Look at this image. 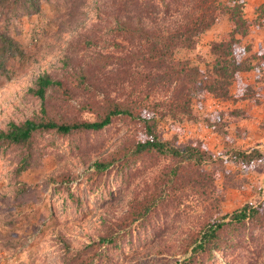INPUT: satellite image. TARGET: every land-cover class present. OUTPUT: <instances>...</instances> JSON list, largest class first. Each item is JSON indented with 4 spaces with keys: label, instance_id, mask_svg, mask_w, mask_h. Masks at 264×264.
<instances>
[{
    "label": "trees",
    "instance_id": "16d2710c",
    "mask_svg": "<svg viewBox=\"0 0 264 264\" xmlns=\"http://www.w3.org/2000/svg\"><path fill=\"white\" fill-rule=\"evenodd\" d=\"M43 1L47 0H0V78L9 79L18 75L20 66L23 67L35 52L36 48L26 49L14 27L21 18L40 14V3ZM75 1L76 7L82 4L80 0ZM92 1L96 22L103 27L107 25V33L116 34L126 42L124 45L130 46L125 57L118 58L119 74L128 82L130 94H123L125 88L122 85L116 97H109L102 91L101 99L96 103H85L79 107L80 111L92 112L95 115L93 120L59 123L51 116L53 113H50L47 103L54 99L51 97L52 91L62 93L64 100L70 98L72 91L47 73L39 75L28 89L29 94L39 101L33 115L19 121L11 119L0 126V157L9 159L12 166L9 184L6 185L12 207H22L24 203L23 197L29 189L19 178L27 170L41 165L44 156L42 141L47 134L65 137L77 132H100L115 118H120L132 125L131 141L113 148L109 151V157L95 160L91 175H103L114 166L118 173V170H128L145 159L153 160L155 166L144 174V187L132 191L125 215L111 223L107 234L96 242V246L88 247L90 251L84 257L81 251L75 252L76 256H71L73 260L68 259L66 250L62 257L63 264H116V261L127 260V251L138 246L146 235L151 239L162 235L164 220L170 214L179 216L176 210L183 198L195 195L191 207L217 209L221 193L212 183L218 163L223 168L226 162L231 161L239 173L245 174L256 161L263 158L260 149L246 151L227 145L224 153L228 159L224 160L200 143L179 144L164 139L158 131L161 122L171 125L182 119L196 120L192 105L200 101L204 94L234 103L251 100L255 87L244 83L242 75L260 74L264 70V53L263 50L254 52L246 41L255 23L245 17L244 0ZM221 18L227 21L229 29L208 44L211 59L195 57L203 68L190 58L177 56L180 51H195L200 37ZM79 37L77 48L83 49H97L99 40H102V34L95 37L80 34ZM109 45L126 48L120 42ZM111 58L101 53L93 54L90 66L85 65L91 70L89 73L78 67L79 63L73 67L72 75L80 81L78 86L84 85L86 92L97 91L95 94L103 90L100 89L102 82H105V88L109 87L108 80L105 81L108 72L102 64H107V61L109 64ZM60 63L68 66L67 58ZM93 78L92 84L90 81ZM256 81H264V78L260 75ZM111 82L113 86L118 85V75ZM222 117L213 115L211 119H206V124L214 132L221 130L223 137L227 138ZM227 172L225 175L229 177ZM53 182H68V179L58 178ZM67 191L70 193L69 188ZM214 192L216 194L213 196ZM69 196L74 198L71 193ZM12 215L7 214L9 221L5 225L12 226ZM203 221L188 231V241L181 246L180 254L186 256L189 252V256L180 264H212L213 251L228 248L227 254H230L235 236L244 235L246 229L250 233L260 228L263 230L264 199L256 206L245 204L220 219L213 217ZM117 228L127 230L119 235ZM134 229L136 236H139L136 244L132 235ZM147 229L150 232L146 234ZM0 238L1 247L14 246V239ZM60 241L63 242L64 238ZM164 252L165 249L158 251L159 254ZM228 262L233 264L232 261Z\"/></svg>",
    "mask_w": 264,
    "mask_h": 264
},
{
    "label": "rangeland",
    "instance_id": "374dc122",
    "mask_svg": "<svg viewBox=\"0 0 264 264\" xmlns=\"http://www.w3.org/2000/svg\"><path fill=\"white\" fill-rule=\"evenodd\" d=\"M80 2L82 4L76 7L75 0L43 1L40 3V14L21 18L17 27H14L17 36L27 46L26 49L36 50L27 63L20 66L18 75L9 79L0 78V126L8 120L19 121L33 115L39 101L29 94L28 89L42 73L59 79L72 91L68 100H64L59 91H52L51 97L54 99L47 103L50 113H53L51 116L59 123L93 120L95 115L92 112L80 111L79 107L85 103H96L101 99L102 91L109 97H116L122 85L125 88L123 94H130L128 82L119 74L118 60L119 57H125L130 46L124 45L126 42L116 34L107 33V25L104 28L96 22L92 0ZM244 2L245 17L255 23L246 41L251 44L254 52L263 50L264 53V0ZM228 29L227 21L221 18L210 31L200 37L195 51H180L177 56L190 58L203 68V64L197 62L195 57L202 56L210 60L208 44ZM80 34L94 37L102 34L99 47L77 48ZM111 42H120L126 48L112 47L109 45ZM99 53L112 58L109 64L108 61L107 64H102L108 72L105 81L108 80L109 87L106 89L105 82H102L100 89L103 90H100V94H95L97 91L86 92L83 90L84 85L78 86L80 81L72 73L73 67L78 63V67L89 73L91 70L87 67L90 66L91 58L93 54ZM65 58L68 66L60 63ZM116 75L120 82L113 86L111 80ZM260 75L264 78V70L260 74L242 75L244 83L255 87L251 100L234 103L231 100H216L204 94L200 101L192 105V114L197 121L182 119L171 125L161 122L158 131L164 139L179 144L200 143L224 160L228 159L224 153L227 145L246 151L260 149L262 160L256 161L245 174L239 173L231 161L223 165L224 169L218 163L212 183L221 193L216 210L193 205L191 207L195 195L183 198L176 210L179 216L170 214L164 220L162 235L152 239L146 235L138 246L132 247L134 250L127 251V260L116 261V264H174L176 261L180 264L189 256V252L186 256L180 254L181 246L188 241L186 237L189 230L201 225L204 219H220L245 204L256 206L264 199V81H256V77L259 78ZM93 80L94 78L90 83L93 84ZM213 115H223L222 119L226 124L223 128H226L227 138L223 137L221 130L214 132L207 126L206 119H211ZM132 129L127 121L115 118L100 132H77L65 137L45 135L41 165L27 170L19 178L29 189L23 197L22 207H12L9 190L6 189L12 168L11 161L0 157V237L15 240L12 241L13 247L0 246V264H63L62 257L66 250L68 259L73 260L71 256L75 257V252L81 251L84 257L90 251L88 247L96 246V242L107 234L111 223L125 215L127 203L132 199V191H139L144 187V174L155 166L153 160L145 159L128 170H118V173L114 166L103 175H91L95 160L109 157V151L113 148L131 141ZM226 171L229 177L225 175ZM58 178H67L68 182H53ZM67 188L74 196L73 199ZM215 194L216 192L213 196ZM8 213L13 214L10 218L12 226L5 225L9 221ZM125 230L117 228L116 232L121 235ZM149 232L147 229L146 234ZM136 234L134 229V244L139 238ZM61 238H64L63 242L60 241ZM231 245L230 254H227L228 248L213 251L212 264H229L228 261L233 264H264V226L263 230L260 228L251 233L246 229L244 235L234 237ZM159 249H165L166 252L159 254Z\"/></svg>",
    "mask_w": 264,
    "mask_h": 264
},
{
    "label": "crops",
    "instance_id": "0c3cea01",
    "mask_svg": "<svg viewBox=\"0 0 264 264\" xmlns=\"http://www.w3.org/2000/svg\"><path fill=\"white\" fill-rule=\"evenodd\" d=\"M252 2L255 3L254 0H252Z\"/></svg>",
    "mask_w": 264,
    "mask_h": 264
}]
</instances>
